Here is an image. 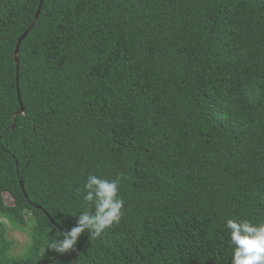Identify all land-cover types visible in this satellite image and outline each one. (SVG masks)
<instances>
[{
  "label": "trees",
  "instance_id": "16d2710c",
  "mask_svg": "<svg viewBox=\"0 0 264 264\" xmlns=\"http://www.w3.org/2000/svg\"><path fill=\"white\" fill-rule=\"evenodd\" d=\"M39 4L0 0V218L29 238L0 224V264H231L226 220L264 222V0H43L16 70ZM89 174L120 223L46 249Z\"/></svg>",
  "mask_w": 264,
  "mask_h": 264
},
{
  "label": "clouds",
  "instance_id": "9594fccd",
  "mask_svg": "<svg viewBox=\"0 0 264 264\" xmlns=\"http://www.w3.org/2000/svg\"><path fill=\"white\" fill-rule=\"evenodd\" d=\"M119 189V178L106 179L89 174L83 184L85 209L73 215L76 218L74 226L57 231L49 238L46 249L63 255L74 250L85 232L92 238H99L118 225L124 208ZM224 227L232 249L231 264H264V222L257 224L247 219L229 218Z\"/></svg>",
  "mask_w": 264,
  "mask_h": 264
},
{
  "label": "rangeland",
  "instance_id": "374dc122",
  "mask_svg": "<svg viewBox=\"0 0 264 264\" xmlns=\"http://www.w3.org/2000/svg\"><path fill=\"white\" fill-rule=\"evenodd\" d=\"M3 199L6 205H12L13 201L9 194L4 193ZM27 222L30 226L31 221H30L29 216H27ZM0 224L4 225L6 238L14 243L13 249L10 252V254L14 256L22 255L29 242L27 231L26 230H23V231L14 230L9 226L6 220L1 219V218H0Z\"/></svg>",
  "mask_w": 264,
  "mask_h": 264
},
{
  "label": "water",
  "instance_id": "95a60500",
  "mask_svg": "<svg viewBox=\"0 0 264 264\" xmlns=\"http://www.w3.org/2000/svg\"><path fill=\"white\" fill-rule=\"evenodd\" d=\"M42 2L43 0H40V4H39V8L30 24V26L27 28V30L21 35V37L18 39L16 48H15V53H14V59H15V63H16V70H18V52H19V46L22 43V41L26 38V36L28 35V33L30 32V30L32 29L33 25L35 24V22L38 19L40 10H41V6H42ZM17 92H18V88H17ZM19 98V95H18ZM21 112V111H20ZM49 218V217H48ZM49 220L51 221V219L49 218ZM72 255H74L73 250H72Z\"/></svg>",
  "mask_w": 264,
  "mask_h": 264
}]
</instances>
